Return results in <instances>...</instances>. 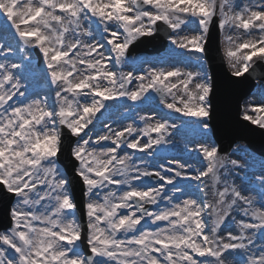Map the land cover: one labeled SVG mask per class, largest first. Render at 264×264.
Instances as JSON below:
<instances>
[{
  "label": "snow or ice",
  "instance_id": "1",
  "mask_svg": "<svg viewBox=\"0 0 264 264\" xmlns=\"http://www.w3.org/2000/svg\"><path fill=\"white\" fill-rule=\"evenodd\" d=\"M162 27L196 66L124 71L130 48ZM213 29L231 76L264 66V0H0V264H264V164L256 191L247 163L211 143L186 146L192 163L147 162L174 146L183 117L209 128ZM154 98L167 113L101 119L109 102ZM242 118L264 130V98Z\"/></svg>",
  "mask_w": 264,
  "mask_h": 264
},
{
  "label": "rangeland",
  "instance_id": "2",
  "mask_svg": "<svg viewBox=\"0 0 264 264\" xmlns=\"http://www.w3.org/2000/svg\"><path fill=\"white\" fill-rule=\"evenodd\" d=\"M244 0H237V3H243ZM154 48L150 47V52H153ZM155 58H158L159 60H154ZM130 61H136V64L133 65L130 63L128 66H126L123 70L124 71H130L133 70V67L136 68H147L149 64H143L141 65L139 61L146 60L149 61L152 64L158 65V66H168L172 64H181V65H187L190 67H194L197 64L195 55L189 57L188 55L183 53V50H173V46L169 43V47L161 52V53H141L137 54L133 58L129 57ZM203 57V64L205 66V69L202 71L205 72L209 77H211L208 65L205 63ZM195 65H194V64ZM33 65L39 67L38 58L36 56V52L33 53ZM31 81V88L36 91H41L43 86V81L40 78L39 73L37 75L30 78ZM264 83L259 82L258 83V89L255 94V97L249 98L244 101V104L246 102H250V100L260 101L262 98H264V87H262ZM210 102V101H209ZM111 105L109 112L104 114V117H101L102 121L104 123H109V120L107 117L110 116L111 121H114L117 124H126L130 122V120L134 119L137 114H144L145 111H148L149 114H151V111H156L158 113H167L166 109H163V107L159 104L158 99H153L147 104L137 107L130 101L126 102H109ZM136 106V107H135ZM138 108V109H136ZM179 115V114H175ZM185 123L182 127L178 129V131L171 137V139L179 143V150L173 148L172 146H168L165 148H162L159 152L161 157L156 159L149 158L148 163L155 167L161 163H168L172 160H187L190 163L197 161L198 157L196 153H189L188 151L184 150L181 151L182 148L186 146H190V148H194L196 144L198 143H211L217 146L216 143L213 142V132L211 127L207 130L202 129L198 124L195 122L194 118H188L183 117L182 118ZM207 122H208V118ZM176 123H180V121H175ZM102 128V125L98 124L97 129L99 130ZM131 151V150H130ZM221 156H227L231 159H239L245 163H247V171L246 173H241V176L244 178V183L247 188L249 189H255L256 191H259V185L256 183L253 179V177H258L261 174V165L264 164V158L256 154L255 152L251 151L249 147L244 143L237 144L231 151V153L227 155ZM194 166H199L198 163H196ZM237 183H240V180L237 179Z\"/></svg>",
  "mask_w": 264,
  "mask_h": 264
},
{
  "label": "water",
  "instance_id": "3",
  "mask_svg": "<svg viewBox=\"0 0 264 264\" xmlns=\"http://www.w3.org/2000/svg\"><path fill=\"white\" fill-rule=\"evenodd\" d=\"M166 37L167 35L164 39ZM207 55L214 76L211 124L220 141L222 151L227 152L237 141L246 140L259 153L264 155V130L249 127L240 118L241 102L253 88L257 76L255 74L248 75L243 81H236L235 77L229 76L219 49V34L215 29L212 32ZM61 160L70 167L68 147H66ZM75 195L76 197L81 196L78 185L75 188ZM6 203V200L0 201V228L8 226L5 213Z\"/></svg>",
  "mask_w": 264,
  "mask_h": 264
},
{
  "label": "bare ground",
  "instance_id": "4",
  "mask_svg": "<svg viewBox=\"0 0 264 264\" xmlns=\"http://www.w3.org/2000/svg\"><path fill=\"white\" fill-rule=\"evenodd\" d=\"M154 60H159L158 58H155ZM252 101H255V100H250V102H252ZM173 141H174V139H173ZM180 145H179V143L178 142H176V141H174V146H172L173 148H175V149H177V150H179L178 148H180L179 147ZM187 148H190V146H187ZM184 150H186V147H184V148H182L181 149V151H184Z\"/></svg>",
  "mask_w": 264,
  "mask_h": 264
}]
</instances>
